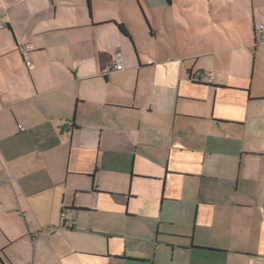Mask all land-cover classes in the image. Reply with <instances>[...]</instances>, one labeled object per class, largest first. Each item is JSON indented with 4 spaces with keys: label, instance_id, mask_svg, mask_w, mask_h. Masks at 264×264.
<instances>
[{
    "label": "crops",
    "instance_id": "crops-1",
    "mask_svg": "<svg viewBox=\"0 0 264 264\" xmlns=\"http://www.w3.org/2000/svg\"><path fill=\"white\" fill-rule=\"evenodd\" d=\"M0 264H264V0H0Z\"/></svg>",
    "mask_w": 264,
    "mask_h": 264
},
{
    "label": "built area",
    "instance_id": "built-area-1",
    "mask_svg": "<svg viewBox=\"0 0 264 264\" xmlns=\"http://www.w3.org/2000/svg\"><path fill=\"white\" fill-rule=\"evenodd\" d=\"M254 27H255V33L258 35V37L260 38V39H262V27H263V25L262 24H255L254 25ZM18 51L21 53V55H22V57H23V59L25 58V54L29 51V50H31L32 49V47H31V45H19L18 46ZM115 60H117L116 62H115V64L113 65V67H114V69L115 70H120V69H122V64H121V62H120V57H119V55H117V57H116V59ZM212 79V77H209V80H211ZM59 224L61 225V226H65V225H70L71 224V221H67L66 220V216H65V212L64 211H62L61 213H60V215H59Z\"/></svg>",
    "mask_w": 264,
    "mask_h": 264
},
{
    "label": "trees",
    "instance_id": "trees-1",
    "mask_svg": "<svg viewBox=\"0 0 264 264\" xmlns=\"http://www.w3.org/2000/svg\"><path fill=\"white\" fill-rule=\"evenodd\" d=\"M165 1L168 2V3L170 2V0H165ZM119 28L121 29V31L123 33L128 34L127 31H126V29L124 28V26L122 24H119Z\"/></svg>",
    "mask_w": 264,
    "mask_h": 264
}]
</instances>
